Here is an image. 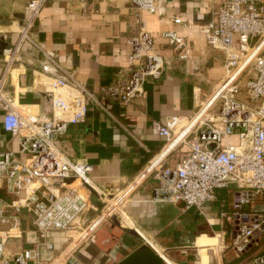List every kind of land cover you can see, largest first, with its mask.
I'll list each match as a JSON object with an SVG mask.
<instances>
[{"label": "crops", "instance_id": "obj_1", "mask_svg": "<svg viewBox=\"0 0 264 264\" xmlns=\"http://www.w3.org/2000/svg\"><path fill=\"white\" fill-rule=\"evenodd\" d=\"M27 2L0 0V21H5L0 23V36L4 37L0 51L13 50ZM159 2L161 14L140 8L131 0H47L30 30V40L21 44L12 59L11 54L0 57V77L8 105L22 114L30 112L44 119L51 112L50 102L44 97L48 93L50 98L46 82L48 76L56 74L48 56L99 96L101 87L129 78L130 39L142 26L150 32L164 59L161 76H148L143 92L128 104L107 98L103 101L106 109H102L90 101L84 121L69 123L65 133L55 138L56 147L68 159L92 165L91 185L107 195L127 186L162 150L165 138L153 131V122L163 123L171 115L189 118L224 75V53L210 48L199 30L222 0ZM177 16L182 23L173 22ZM170 30L187 40L191 47L188 60L179 59L163 35ZM4 111L0 107V149L18 152V137L3 128ZM228 141L236 142L237 138L231 136ZM188 143L173 149L163 165L172 166L183 158L189 151ZM156 186L157 180L150 175L123 206L122 212L132 224L122 215L105 219L93 237L78 245L64 264L80 260L91 250L94 255L90 260L116 264L142 244L154 252V264H167L161 252L174 264H230L233 256L221 254L219 243L225 237L224 231L230 237L235 222L232 205L237 188L217 189L214 199L201 208H186L183 202L152 201ZM80 191L87 195L84 188ZM90 210L82 221L97 211ZM202 235L212 237L213 243L218 237V246L197 245ZM47 238L55 246L54 254L63 248L61 233H44L28 221L22 226L21 237L8 239L7 247L18 251ZM203 249L207 252L204 257ZM51 254L44 251L43 256Z\"/></svg>", "mask_w": 264, "mask_h": 264}, {"label": "built area", "instance_id": "obj_2", "mask_svg": "<svg viewBox=\"0 0 264 264\" xmlns=\"http://www.w3.org/2000/svg\"><path fill=\"white\" fill-rule=\"evenodd\" d=\"M46 1L28 0L11 59L21 44L30 40V30ZM131 1L151 13L162 12L159 0ZM173 22L182 23V19L177 16ZM199 30L210 48L224 53L223 77L189 118L171 115L163 123L153 122V131L165 138L162 150L127 186L112 195L93 187L89 178L92 165L68 159L56 147L55 138L65 133L69 123L84 121L90 101L102 109H106L103 101L107 98L128 104L143 92L148 76H161L164 59L145 26L130 39L129 78L101 87L99 96L48 56L56 74L48 76L46 82L51 110L47 118L30 112L22 114L9 106L0 77V107L5 110L2 125L18 137V152L0 149V188L4 194L0 197V264H64L78 245L93 237L105 219L121 216L133 191L150 175L157 180L152 201L183 202L186 208H201L214 199L217 189L237 188L229 247L233 257L248 252L253 244L259 247L235 264H264V209L252 208L256 197L264 193V0H222ZM163 35L179 59H189L191 47L183 36L172 30ZM242 76H247L243 98L238 96ZM211 100L206 114L203 109ZM185 126L184 137L152 167ZM231 136L237 141L229 142ZM187 142L188 153L174 166L161 163L175 147ZM85 185L97 193L102 205L82 221L92 208ZM8 195L12 198L6 199ZM244 206L249 209L243 210ZM28 221L44 233H61L63 248L54 254L53 242L42 241L10 250L7 240L21 237L22 226ZM72 245L73 249L65 254ZM44 251L52 254L43 256Z\"/></svg>", "mask_w": 264, "mask_h": 264}, {"label": "water", "instance_id": "obj_3", "mask_svg": "<svg viewBox=\"0 0 264 264\" xmlns=\"http://www.w3.org/2000/svg\"><path fill=\"white\" fill-rule=\"evenodd\" d=\"M0 23H5V21H0ZM4 39L3 36H0V43ZM12 49L8 48L7 51H0V57H3L6 54H11ZM46 100H50L48 93L44 94ZM67 180H72V178H67ZM86 189H88V198L91 204L92 209L97 210L101 205L102 202L99 200L97 193L89 186L85 185ZM154 193V191H153ZM49 237V236H48ZM47 241H50V238H47ZM102 253V251H101ZM93 250L86 253V256L81 258L80 260H71L68 264H101V262L96 260L95 258L90 260L93 257ZM88 256V260L87 257ZM109 256V255H108ZM96 260V261H95ZM103 260V258H102ZM155 254L154 252L145 244L139 246L136 250H134L131 254H129L123 260L117 262L116 264H154ZM105 264V261H103Z\"/></svg>", "mask_w": 264, "mask_h": 264}, {"label": "rangeland", "instance_id": "obj_4", "mask_svg": "<svg viewBox=\"0 0 264 264\" xmlns=\"http://www.w3.org/2000/svg\"><path fill=\"white\" fill-rule=\"evenodd\" d=\"M247 80V76H242L241 78H240V80H239V90H240V94L238 95V96H240V97H242L243 98V96L241 95V94H243L244 93V83H245V81ZM186 143H181L180 145H178V146H181V145H185ZM177 146V147H178ZM176 148V147H175ZM164 161V160H163ZM163 161L161 162L162 164H163ZM172 166H174V164L172 165ZM73 186H76V183H74V185ZM254 207H252V208H255L256 210H260L261 211V209H264V193H262L261 195H258L257 197H256V199L254 200V202H253V204H252ZM88 211L90 212L91 210L90 209H88ZM121 215L123 216V218L126 220V222L128 223V221H129V223L128 224H132V221L128 218V217H126V215L124 214V212H122L121 211ZM224 230H225V228H224ZM230 230V229H229ZM225 232V237L224 238H222L223 240L221 241V244L219 243V250H221L220 252H221V254H225L227 257L229 256H234V252H233V250L229 247V242H230V237H229V233L228 232H226V231H224ZM71 234H73L74 236H75V233H71ZM211 238L212 237H209V236H206V235H202L201 237H199L198 238V240H197V245H204L203 243H205V244H213V245H217L218 246V244H216V243H213V241L211 240ZM261 242H264V237L261 239ZM260 244V243H259ZM259 247V245H252V247H251V249L248 251V252H246V253H244L243 255H241V256H239V257H233V259H232V264H235V263H237V262H239V261H241L242 259H243V257H245V256H247L249 253H252L253 251H256L257 250V248ZM159 250V249H158ZM263 250H264V248H263ZM160 251V250H159ZM161 252V251H160ZM161 254V253H160ZM207 255V252H206V249L204 250H202V257H204V256H206ZM226 257V258H227ZM230 263V264H231Z\"/></svg>", "mask_w": 264, "mask_h": 264}, {"label": "bare ground", "instance_id": "obj_5", "mask_svg": "<svg viewBox=\"0 0 264 264\" xmlns=\"http://www.w3.org/2000/svg\"><path fill=\"white\" fill-rule=\"evenodd\" d=\"M216 97V96H215ZM214 97V98H215ZM210 100V99H209ZM212 102H213V100H211L207 105H205V108L203 109V111H204V113H206L207 114V111H208V109H209V107L211 106V104H212ZM187 133V129H186V126L182 129V130H180V131H178L177 132V135H176V137H175V139H174V141L172 142V143H170V144H168L164 149H163V151L159 154V156L156 158V160H154L153 162V165H152V167L153 166H155L183 137H184V135ZM152 167H150L149 168V170L152 168ZM120 199H122V198H120ZM215 240H216V244H218L219 243V240H218V237H216L215 238ZM75 245H72L70 248H69V250H67V252L65 253V254H68L72 249H73V247H74ZM161 255H162V257L166 260V262L167 263H169V264H174L171 260H169L162 252H161ZM64 257H66V256H64ZM64 257L61 259V261H63L64 260Z\"/></svg>", "mask_w": 264, "mask_h": 264}]
</instances>
